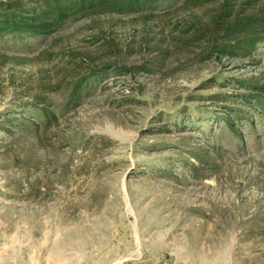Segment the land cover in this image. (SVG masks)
Listing matches in <instances>:
<instances>
[{"label": "rangeland", "instance_id": "obj_1", "mask_svg": "<svg viewBox=\"0 0 264 264\" xmlns=\"http://www.w3.org/2000/svg\"><path fill=\"white\" fill-rule=\"evenodd\" d=\"M244 2L230 7L264 13ZM221 10L178 0L0 40V118L37 121L27 108L40 97L59 116L0 126V264H264V108L236 97L252 93L240 80L264 89V43L248 58L210 54ZM227 107L243 112L242 138L218 122ZM215 151V168H190Z\"/></svg>", "mask_w": 264, "mask_h": 264}, {"label": "trees", "instance_id": "obj_2", "mask_svg": "<svg viewBox=\"0 0 264 264\" xmlns=\"http://www.w3.org/2000/svg\"><path fill=\"white\" fill-rule=\"evenodd\" d=\"M175 1L178 0H34L32 3L24 0L0 1V40L18 41L30 38L40 39L42 42L47 40L52 32L61 28L73 16L92 12L138 13L146 9H156L166 3L169 5ZM183 1L186 5L193 4L198 7L204 6L205 3H221V15L213 21L215 27L209 40L210 54H219L226 58H248L264 43L263 11L261 13L253 12L249 15L244 14L243 9L234 12L230 5L239 0ZM244 4L252 8L257 5V0H245ZM203 35L207 34L204 33ZM55 54H50L49 57L53 58ZM120 70L131 72L130 69L125 68ZM105 72L103 70L98 74ZM94 75H97L95 71L91 77L80 79L72 87L71 98L66 105L67 107L81 100L85 94L90 92ZM238 85L252 92L236 95L243 104H253L252 108H264V89L260 84L254 81L240 80ZM219 98L217 95L210 96L214 102ZM27 110L34 114V119L37 121L25 117H19V119L13 115H2L0 118L1 128L9 130L5 127L8 125L22 131L40 129L41 127L49 129L59 117L54 103L44 97L38 98L36 103L30 105ZM221 112V115L217 117L219 118L218 122H222L236 138H242L241 133L237 130V122L244 118L241 109L227 107ZM218 154L216 151L208 152L205 155L195 153L193 158L196 163H193L190 168L195 172L215 168L217 163L214 159L212 160V156L216 158L219 156Z\"/></svg>", "mask_w": 264, "mask_h": 264}]
</instances>
